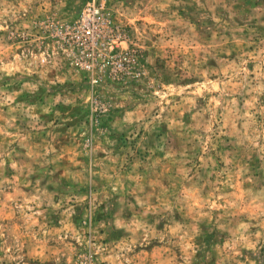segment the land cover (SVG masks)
<instances>
[{
    "label": "rangeland",
    "instance_id": "374dc122",
    "mask_svg": "<svg viewBox=\"0 0 264 264\" xmlns=\"http://www.w3.org/2000/svg\"><path fill=\"white\" fill-rule=\"evenodd\" d=\"M0 0V264H264V0H106L133 69L91 89Z\"/></svg>",
    "mask_w": 264,
    "mask_h": 264
},
{
    "label": "built area",
    "instance_id": "2783aa9c",
    "mask_svg": "<svg viewBox=\"0 0 264 264\" xmlns=\"http://www.w3.org/2000/svg\"><path fill=\"white\" fill-rule=\"evenodd\" d=\"M38 26L91 89L105 79L125 75L136 64V56L127 45L129 35L114 19L106 0H87L72 22L47 19Z\"/></svg>",
    "mask_w": 264,
    "mask_h": 264
}]
</instances>
